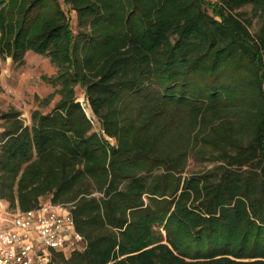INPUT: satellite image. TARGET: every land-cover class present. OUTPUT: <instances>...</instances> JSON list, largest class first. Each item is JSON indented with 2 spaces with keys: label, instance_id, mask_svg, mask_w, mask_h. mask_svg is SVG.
<instances>
[{
  "label": "trees",
  "instance_id": "trees-1",
  "mask_svg": "<svg viewBox=\"0 0 264 264\" xmlns=\"http://www.w3.org/2000/svg\"><path fill=\"white\" fill-rule=\"evenodd\" d=\"M247 5L264 16V0H0V59L57 69L53 111L6 114L0 135V198L49 196L84 237L50 264H264V20L252 33ZM191 158L213 166L186 175Z\"/></svg>",
  "mask_w": 264,
  "mask_h": 264
},
{
  "label": "built area",
  "instance_id": "built-area-1",
  "mask_svg": "<svg viewBox=\"0 0 264 264\" xmlns=\"http://www.w3.org/2000/svg\"><path fill=\"white\" fill-rule=\"evenodd\" d=\"M81 105L90 108L86 100ZM85 247L70 206L49 202L22 211L0 198V264H50L53 252L69 257Z\"/></svg>",
  "mask_w": 264,
  "mask_h": 264
},
{
  "label": "rangeland",
  "instance_id": "rangeland-1",
  "mask_svg": "<svg viewBox=\"0 0 264 264\" xmlns=\"http://www.w3.org/2000/svg\"><path fill=\"white\" fill-rule=\"evenodd\" d=\"M215 2L217 0H208ZM64 9L71 17L73 30L77 31L76 12L70 10L67 6ZM246 13L245 17L251 20L249 24L252 33L259 30L263 20V15H253L250 5L239 9ZM57 76V69L51 64L50 60L42 57L28 54L26 64L18 67L12 59H0V135L7 127L3 117L9 113H19L20 119L26 126L32 124V114L41 112L49 114L61 100L59 86L52 85L50 78ZM76 97L78 101H85V92L81 87L76 88ZM87 115L92 119L94 131L99 132L101 125L93 116L91 108L87 109ZM212 164L197 162L190 159L186 175H191L212 168ZM96 196H99L96 193ZM51 197L42 199V204L50 202Z\"/></svg>",
  "mask_w": 264,
  "mask_h": 264
},
{
  "label": "crops",
  "instance_id": "crops-1",
  "mask_svg": "<svg viewBox=\"0 0 264 264\" xmlns=\"http://www.w3.org/2000/svg\"><path fill=\"white\" fill-rule=\"evenodd\" d=\"M28 54H34V53H32V52H29ZM28 54H27V55H28ZM27 55H26V56H27ZM34 55H35V56H38V55H36V54H34Z\"/></svg>",
  "mask_w": 264,
  "mask_h": 264
}]
</instances>
